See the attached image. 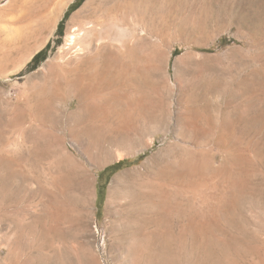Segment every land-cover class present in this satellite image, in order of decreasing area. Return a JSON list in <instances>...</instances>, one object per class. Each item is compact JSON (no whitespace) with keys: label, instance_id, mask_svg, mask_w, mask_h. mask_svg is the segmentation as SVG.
<instances>
[{"label":"rangeland","instance_id":"rangeland-1","mask_svg":"<svg viewBox=\"0 0 264 264\" xmlns=\"http://www.w3.org/2000/svg\"><path fill=\"white\" fill-rule=\"evenodd\" d=\"M68 1L0 0V264H264V0ZM85 22L133 73L79 108Z\"/></svg>","mask_w":264,"mask_h":264},{"label":"bare ground","instance_id":"bare-ground-1","mask_svg":"<svg viewBox=\"0 0 264 264\" xmlns=\"http://www.w3.org/2000/svg\"><path fill=\"white\" fill-rule=\"evenodd\" d=\"M69 1L67 2L68 4L70 3ZM91 1L92 0H89L88 3ZM67 7L68 5L66 6V8ZM78 15L79 14H76L72 18V21H74L78 17ZM93 26V24L91 26V23L88 24V22H85L81 26L70 27L65 39L64 48H61L58 52V56L53 61H51L49 65H47V67H49V73L54 79H57L58 77L55 74V70L62 66L64 62H67L66 64L73 65L74 71L76 72V74H78L77 81H75L79 89L78 92H80V97L78 96L79 98L77 99L79 101V108L81 99L87 100L92 103V101L96 99L95 94L98 91L110 86L111 84H114L115 82L117 83L119 79H121L122 81V78L133 73V70L130 69V66L128 67L119 59L117 55L118 53L114 49H109L105 54L102 53L104 47H107V45H105L107 42L103 44V40L105 38L104 37L102 40L103 43L100 44L102 34L98 33L99 27L96 29V26ZM86 41H89V43L86 44ZM95 41L97 42L96 44L94 43ZM97 96L98 95H96V97ZM74 143H71V145L76 148ZM65 149V152L69 155L70 152L66 147Z\"/></svg>","mask_w":264,"mask_h":264},{"label":"trees","instance_id":"trees-1","mask_svg":"<svg viewBox=\"0 0 264 264\" xmlns=\"http://www.w3.org/2000/svg\"><path fill=\"white\" fill-rule=\"evenodd\" d=\"M80 1H81V0H77L75 4H77V3L80 2ZM70 9H71V7H70ZM68 13H69V11L66 13L65 18L67 17ZM65 18H64V19H65ZM61 26H62V24L59 25V29H60ZM47 48H49V45L47 46ZM46 51H47V50L38 53V54L32 59V61L30 62L29 67H32V66H34V65H37V63L39 64L40 62H38V59H39L41 56H43V55L46 53ZM121 164H122V163H118L117 165L120 166Z\"/></svg>","mask_w":264,"mask_h":264}]
</instances>
